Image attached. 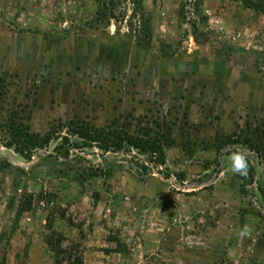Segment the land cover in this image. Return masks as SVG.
I'll return each mask as SVG.
<instances>
[{
	"label": "rangeland",
	"instance_id": "rangeland-1",
	"mask_svg": "<svg viewBox=\"0 0 264 264\" xmlns=\"http://www.w3.org/2000/svg\"><path fill=\"white\" fill-rule=\"evenodd\" d=\"M141 2L151 16L147 49L135 43L141 11L130 1L118 21L101 23L94 0H0L2 121L51 137L29 161L0 144V161L10 163L0 170V261L21 248L17 254L36 255L35 264H78L92 246L108 264H264V161L229 143L247 128L254 133L246 138L264 134V64L250 52L264 50V15L234 0H203L214 34L198 33L189 0ZM41 41L47 65L35 53ZM223 43L235 52L227 55ZM103 47L120 59L86 54ZM80 124L163 132L165 165L135 150L64 143V136L82 142L72 133ZM230 149L254 164L251 186L232 171ZM24 193L32 208L17 220Z\"/></svg>",
	"mask_w": 264,
	"mask_h": 264
},
{
	"label": "trees",
	"instance_id": "trees-1",
	"mask_svg": "<svg viewBox=\"0 0 264 264\" xmlns=\"http://www.w3.org/2000/svg\"><path fill=\"white\" fill-rule=\"evenodd\" d=\"M96 3L95 18L101 23H109L111 20L118 21L121 14L119 8L126 1H130L139 6L141 11V21L135 29V43L138 47L147 49L151 42L152 36V26H151V16L141 5V0H94ZM242 5V7L249 9L255 13L264 15V0H234ZM189 5L191 7L190 13L195 15V20L192 21V26L194 32L200 33L203 29L209 33L214 34V31L209 27L208 18L203 12V0H189ZM198 23L199 25H197ZM141 25V27H140ZM222 48L227 55L235 52L234 47L228 43H223ZM236 51H246L243 47H238ZM251 55L257 59L260 64H264V50L257 51L250 49ZM258 62V63H259ZM6 93V82L3 77L0 78V130H6L9 134L8 139H1L0 144L6 148H12L14 152L21 155L25 160L29 161L34 152L39 147L47 146L51 140L49 135L41 136L36 133L30 132V129L26 125L17 124L13 121L4 122L1 118L2 102L3 97ZM149 129L143 130L141 134L131 133L124 128H103L96 127L88 124L75 125L72 128V133L74 132L79 137H81L82 142L76 140L70 141L67 136L63 137L64 143H71L75 147L82 146H92L96 145L99 149L107 152H130L132 150L137 151L142 155H147L148 161L154 164L156 167L165 165V155L164 146L167 144V139L163 132H155L154 135H150ZM254 132L246 131L239 132L236 140H230L229 143H240L247 146L249 149L255 151L259 154L264 161V134L260 131L257 132V136L253 139L246 138L245 134H252ZM260 133V134H259ZM244 134V135H243ZM263 137V138H260ZM230 139L228 136L227 139ZM228 139V140H229ZM225 142H220L218 149L222 147ZM217 149V151H218ZM237 149L227 150L225 155L229 156L231 152ZM240 151V150H239ZM248 162L247 175L245 176V184L251 186L255 181L256 168L251 160L246 156ZM217 165L219 161L216 160ZM10 166L7 161H0V170ZM164 177H168V174L162 172ZM209 174H203L199 181H204L209 178ZM55 176L60 179H64L68 182L76 181V176L67 174L62 171L56 172ZM32 195L30 193H24L18 202L17 209L15 211V217L18 220L23 212L30 211L32 208ZM261 206L264 207V195L261 200H258ZM75 260L78 264H82V258L78 257ZM0 264H6L5 260L0 261ZM55 264H63L62 261L56 260Z\"/></svg>",
	"mask_w": 264,
	"mask_h": 264
},
{
	"label": "crops",
	"instance_id": "crops-1",
	"mask_svg": "<svg viewBox=\"0 0 264 264\" xmlns=\"http://www.w3.org/2000/svg\"><path fill=\"white\" fill-rule=\"evenodd\" d=\"M81 39H83L84 42H86L88 44H95L96 46L103 45V40H92V39L88 40L87 38H83V37ZM118 44L119 43L114 45L113 46L114 48H112V50H114L115 52H117V48L119 47ZM69 47L71 49H73L72 54L70 56L77 54L78 50L76 48H78V46L74 45L73 47H71V46H69ZM74 47H76V48H74ZM35 48H36L35 53L40 54L38 57L41 58V61L43 59H45L44 55L42 54L44 51L43 41H41L40 43H36ZM110 48L109 47H103V50L105 52H103V54H101V55L99 53L90 54V53H87L86 51H84V52H86L88 57H91L92 60L94 59V57L97 58V60H93L95 62H98V61L100 62V60H102L103 62H105V61H110L113 63L115 61L117 62L118 59H120V56L115 54L114 51L110 55H108V49H110ZM46 57H48V56H46ZM73 58H74V56H73ZM107 59H109V60H107ZM42 64L47 65V64H49V62L43 60ZM33 247H34V244H33ZM19 249H21V248H17V250L11 249V252H9V258L7 260V264H35L36 263V255L32 256L31 254H29V256L26 258L22 254H20V255L17 254V251H20V253H22V251ZM30 249H34V248H30ZM45 249H46V246L43 248L41 246L40 250L44 253V255H47V257H49L48 254H46ZM163 251H165V250L163 249ZM162 255H163V259H166L164 257V254H162ZM108 259H110V258H109V256L106 255V253L103 249L92 248V246H90V247H86L84 249L82 264H108V262H107ZM48 264H51L50 260H49ZM150 264H152V263L150 262Z\"/></svg>",
	"mask_w": 264,
	"mask_h": 264
},
{
	"label": "clouds",
	"instance_id": "clouds-1",
	"mask_svg": "<svg viewBox=\"0 0 264 264\" xmlns=\"http://www.w3.org/2000/svg\"><path fill=\"white\" fill-rule=\"evenodd\" d=\"M231 169L235 174L246 176L248 170V162L243 152L236 150L229 155Z\"/></svg>",
	"mask_w": 264,
	"mask_h": 264
}]
</instances>
